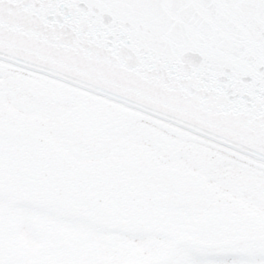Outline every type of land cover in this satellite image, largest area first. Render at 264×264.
Wrapping results in <instances>:
<instances>
[{
  "label": "snow or ice",
  "instance_id": "snow-or-ice-1",
  "mask_svg": "<svg viewBox=\"0 0 264 264\" xmlns=\"http://www.w3.org/2000/svg\"><path fill=\"white\" fill-rule=\"evenodd\" d=\"M0 264H264V0H0Z\"/></svg>",
  "mask_w": 264,
  "mask_h": 264
}]
</instances>
